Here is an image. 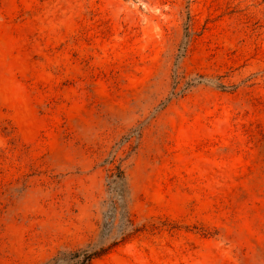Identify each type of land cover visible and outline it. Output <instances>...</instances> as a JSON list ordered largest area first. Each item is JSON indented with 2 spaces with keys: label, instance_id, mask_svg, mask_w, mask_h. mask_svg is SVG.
<instances>
[{
  "label": "rangeland",
  "instance_id": "rangeland-1",
  "mask_svg": "<svg viewBox=\"0 0 264 264\" xmlns=\"http://www.w3.org/2000/svg\"><path fill=\"white\" fill-rule=\"evenodd\" d=\"M136 231L92 264H264V0H0V264Z\"/></svg>",
  "mask_w": 264,
  "mask_h": 264
},
{
  "label": "trees",
  "instance_id": "trees-1",
  "mask_svg": "<svg viewBox=\"0 0 264 264\" xmlns=\"http://www.w3.org/2000/svg\"><path fill=\"white\" fill-rule=\"evenodd\" d=\"M117 169L108 177L107 210L97 241L76 249L62 250L45 264H92L137 230L128 209V179L123 169Z\"/></svg>",
  "mask_w": 264,
  "mask_h": 264
}]
</instances>
